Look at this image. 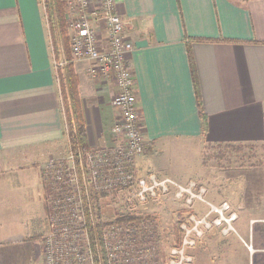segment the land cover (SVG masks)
Here are the masks:
<instances>
[{
  "label": "crops",
  "instance_id": "1",
  "mask_svg": "<svg viewBox=\"0 0 264 264\" xmlns=\"http://www.w3.org/2000/svg\"><path fill=\"white\" fill-rule=\"evenodd\" d=\"M116 12L133 44L128 63L148 144L136 158L140 176L174 147L202 156L208 145H264V0H116ZM60 58L42 0H0V174L9 172L0 179V264H43L48 223L42 233L13 226L6 210L21 193L27 222L28 199L47 218L42 165L77 151ZM89 66L73 62L86 149L112 145L118 120L114 80L92 77Z\"/></svg>",
  "mask_w": 264,
  "mask_h": 264
},
{
  "label": "built area",
  "instance_id": "2",
  "mask_svg": "<svg viewBox=\"0 0 264 264\" xmlns=\"http://www.w3.org/2000/svg\"><path fill=\"white\" fill-rule=\"evenodd\" d=\"M73 61L88 59L92 77L114 80L118 89L112 100L118 120L111 128L114 143L50 157L42 165L46 190L48 231L42 235L43 264H156L151 221H107L100 237L91 236L96 214L93 194L117 195L129 208L171 196L192 209L202 202L209 210L194 213L180 224L181 243L171 248L168 264H187L186 253L205 230L219 227L223 234L235 231L234 212L206 200L201 183L185 184L154 173L140 176L136 158L147 149L135 78L128 63L133 44L116 12V0H62ZM65 57L56 62L64 67ZM213 214L212 216H210ZM106 222V221H105Z\"/></svg>",
  "mask_w": 264,
  "mask_h": 264
},
{
  "label": "rangeland",
  "instance_id": "3",
  "mask_svg": "<svg viewBox=\"0 0 264 264\" xmlns=\"http://www.w3.org/2000/svg\"><path fill=\"white\" fill-rule=\"evenodd\" d=\"M59 69L64 71L63 67ZM153 163L155 167H150V172L158 178L201 183L206 189V200L217 207L225 204L228 211L236 214L232 223L235 231L223 234L220 228L205 230L195 245L187 248L186 253L192 257L187 264H264V145H208L202 156L200 151L191 147H174L154 155ZM8 173L1 172L0 179L8 178ZM17 188L21 190L22 187L17 185ZM20 197L21 193L12 195L10 207L6 210V215L15 220L13 226L25 227L27 224L35 228V232H44L47 218L38 216L34 209L31 212L28 199L30 218L27 222L26 203L24 199L20 202ZM126 204L117 195L100 197L98 213L106 222L126 213L148 215L140 221H151L154 228L156 264H168L171 248L177 245V229L182 239L180 224L188 222L187 216L194 213L199 218L209 210L206 204L198 201L194 202L192 209L185 207L182 201L171 196L133 208ZM93 207L97 214L94 202ZM46 209L48 214L47 206Z\"/></svg>",
  "mask_w": 264,
  "mask_h": 264
},
{
  "label": "trees",
  "instance_id": "4",
  "mask_svg": "<svg viewBox=\"0 0 264 264\" xmlns=\"http://www.w3.org/2000/svg\"><path fill=\"white\" fill-rule=\"evenodd\" d=\"M46 16L50 35L52 38V43L54 47L55 57L59 59L62 55L66 59V64L64 66V71L61 73V81L65 84L67 89V99L68 105L65 104V118L67 125V133L69 136V141L71 143V148L76 150H85L86 141L84 133V124L82 120L81 112V98L79 96L78 90V78L73 68V57L71 54L70 44H69V35L68 28L66 23V7L62 0H42ZM68 106H71V113L68 110ZM201 117L203 118V123H206L205 115L201 112ZM105 194H93L92 199L94 206L96 208V223L95 230L91 232V236L95 235L100 237L101 229L107 223L101 219L100 214L98 213V200L100 197H104ZM148 215L143 213H126L117 216L113 221H125V220H143ZM182 219V218H181ZM183 220V219H182ZM185 220V219H184ZM183 220V221H184ZM219 227H215L218 229ZM214 229V228H213ZM178 235L175 241V244L179 245L181 243V232L177 229Z\"/></svg>",
  "mask_w": 264,
  "mask_h": 264
}]
</instances>
